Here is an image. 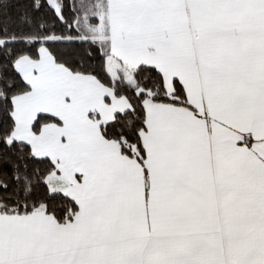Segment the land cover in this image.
<instances>
[{
	"label": "snow or ice",
	"instance_id": "obj_1",
	"mask_svg": "<svg viewBox=\"0 0 264 264\" xmlns=\"http://www.w3.org/2000/svg\"><path fill=\"white\" fill-rule=\"evenodd\" d=\"M0 264H264V0H0Z\"/></svg>",
	"mask_w": 264,
	"mask_h": 264
}]
</instances>
